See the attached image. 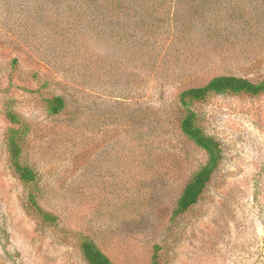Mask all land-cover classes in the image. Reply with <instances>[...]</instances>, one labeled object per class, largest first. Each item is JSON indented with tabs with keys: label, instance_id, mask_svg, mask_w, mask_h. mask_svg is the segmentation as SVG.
<instances>
[{
	"label": "rangeland",
	"instance_id": "obj_1",
	"mask_svg": "<svg viewBox=\"0 0 264 264\" xmlns=\"http://www.w3.org/2000/svg\"><path fill=\"white\" fill-rule=\"evenodd\" d=\"M102 4L0 0V264H90L79 231L116 264H153L157 245L158 264H264V93L193 104L223 158L172 219L207 159L181 131L178 95L221 74L264 78V0H212L192 20L183 5L168 16ZM54 95L66 101L58 114ZM9 110L29 127L36 184L10 162ZM31 190L57 224L29 207Z\"/></svg>",
	"mask_w": 264,
	"mask_h": 264
},
{
	"label": "trees",
	"instance_id": "obj_2",
	"mask_svg": "<svg viewBox=\"0 0 264 264\" xmlns=\"http://www.w3.org/2000/svg\"><path fill=\"white\" fill-rule=\"evenodd\" d=\"M105 4L101 7V13L114 12V7L120 11L125 6L127 11L134 10V7L141 5L144 7V13H152L153 7L157 5L164 6L160 12L161 15H168L171 12L169 7L176 4L175 12L181 14L179 10L183 5L188 17L204 12L210 14L213 7L210 5L212 0H102ZM106 2V3H105ZM131 7L128 8V5ZM209 3V5H207ZM133 7V9H132ZM125 11V10H124ZM128 12V13H129ZM143 13V9L141 11ZM143 13V14H144ZM160 16V15H159ZM187 17V18H188ZM141 20V18H140ZM15 64L17 59L13 61ZM248 94L257 96L264 93V78L259 81H253L243 76L232 74H221L211 78L206 84L190 87L182 90L178 95V103L183 110V116L180 120L182 133L191 140L196 146L205 151L207 159L198 169H196L184 184L175 206L172 210V219L178 218L188 212L195 206L204 194L214 173L220 166L223 158V149L220 141L214 136L207 134L199 124L198 113L194 110L193 104L207 100L213 95L222 94ZM66 106L65 98L62 95H54L48 100V110L53 114H58ZM8 117L15 126H11L7 136V149L10 156V162L13 165L19 179L26 185H33L38 182L39 175L34 167L23 161L25 138L28 133V125L21 116L14 111H8ZM19 124L20 126H16ZM29 207L37 212L44 222L57 224L59 216L48 210H45L38 200V193L31 190L28 195ZM78 239L80 250L90 264H116L98 245L95 239L81 231L74 233ZM159 246L153 254V264L159 263Z\"/></svg>",
	"mask_w": 264,
	"mask_h": 264
}]
</instances>
